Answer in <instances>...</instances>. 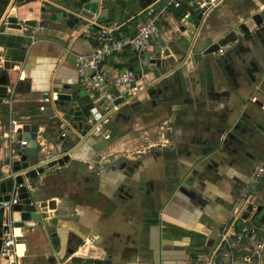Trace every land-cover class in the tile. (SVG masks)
Masks as SVG:
<instances>
[{
  "label": "crops",
  "instance_id": "0c3cea01",
  "mask_svg": "<svg viewBox=\"0 0 264 264\" xmlns=\"http://www.w3.org/2000/svg\"><path fill=\"white\" fill-rule=\"evenodd\" d=\"M15 1L18 4H28L24 7L25 19L39 16L40 10L45 8L43 22L40 19L43 28L29 32L9 31L7 35L1 36L0 75L7 73L9 84L16 83L18 85L15 110L21 121L27 124L29 128L33 124H38L40 125V132H43L54 115L55 102L51 100L50 103L45 104V93H49L51 97V94H58L60 88H64L69 93L80 94V96L87 98L80 81L75 57L67 54V49L71 48L75 53L90 54L94 49V42L89 35H81L78 39L73 38L75 33L88 25V20L81 18L80 22L77 20L80 16L79 8L81 6L78 7V11H72L68 9V0H12V2ZM47 1L51 4L49 10L43 4ZM73 1H76V4L79 3V0ZM168 1L104 0L101 10H106L105 17L107 18H95L92 21L98 23L119 22L124 25L123 34L132 35L136 32L138 24L149 21L166 6ZM251 6H255L252 8L253 11L257 9L261 12L264 10V0H225L204 21L202 20L199 30L192 27L199 13H195L189 19L190 25L185 30V26L181 25V19L176 16L178 9L171 8L161 16L158 22L160 38L156 43L150 45L145 52L151 50L155 45H161L163 50L166 48L173 49L175 43L182 39V56H190L191 58L204 43L212 45L223 40L225 34L230 28L235 27L238 20L243 21L244 17L239 12L243 11V8L248 10ZM67 21L71 23L66 24ZM44 22L48 23L49 26ZM247 24L252 25L251 21H247ZM91 29L92 32H96L98 27L93 26ZM198 33L201 40L197 51H193ZM237 46L235 43L223 46L224 52L220 51L217 55V61L212 65L218 82L216 89L211 88L205 93L203 109L207 115H213L225 106L220 94L226 92L229 85L237 86L234 85V55L230 52L225 53L227 50L237 48ZM237 53H239L238 50ZM139 54L126 50L109 58L104 67L114 75L116 70L130 69V66H133L139 78L142 77L148 86V81L156 78L157 72L141 70L136 63L131 64V61ZM6 68L8 71L4 70ZM198 68L201 69L189 60L182 71L173 74V76L178 75L177 80L182 82L187 95L191 94L192 96L196 93L194 78ZM237 79L240 91L247 93L248 89L244 82L239 78ZM145 97L146 95L142 93L133 100V103H141L140 101ZM42 107L45 108L44 111L41 110ZM130 114L132 113H125L128 117ZM120 116L121 114L117 113L107 126L110 130L109 139L97 134L82 137V133L67 125L68 127L64 132H67L68 137L62 140L60 136L57 138L56 129H51L50 141L58 142L61 140L64 142V153L69 154L70 162L61 169L63 173L60 177H49L44 180L42 186L40 184L42 200L50 204L47 207V214L54 220L50 225L51 231L24 230L20 226L14 227L19 264H45L47 258L53 255H62L69 248L68 242L72 240V243L75 244L81 234L87 233L98 238L106 231V220L102 217L100 208L94 203L99 199L98 188L103 183L101 170L107 163L106 158L112 155L120 159L121 155L138 146V141L143 140L141 136L153 144L157 143L160 136L156 123L128 126L125 125L126 121L124 122ZM190 120L180 119L176 123L177 125L169 131L167 139L175 146L184 147L196 129L199 128L200 121L198 123V121L192 122ZM8 126L9 119L6 107L4 104H0V168H4L7 157L13 149L9 142L2 138ZM126 130L129 131L126 132ZM119 132L122 134L120 133L119 139H115ZM180 160L184 161L183 159ZM119 177L122 178L123 175L119 174ZM259 205H264V201L260 202ZM221 215H223V209L218 203L212 208L210 212L211 222L208 223L178 220L169 215H163L165 220L162 230L171 226L180 233L172 232L170 234L174 236H166L162 241L163 243L158 244L157 249L160 248L162 252V264H187L184 260L188 250L202 249L207 251L217 238L222 223L228 217L218 219ZM126 228L128 229L125 234H128L130 227L126 226ZM54 235H56L55 238H53ZM91 242L90 240V243L82 247L76 254L85 257L89 247L92 246ZM104 248L106 249L104 244L97 242L94 257L108 255ZM113 257L116 259V264H151L150 259H146L147 257L143 255H140L137 261H126L122 257ZM70 258L68 257L67 260ZM154 261L155 263L159 262L158 256L154 258Z\"/></svg>",
  "mask_w": 264,
  "mask_h": 264
},
{
  "label": "water",
  "instance_id": "95a60500",
  "mask_svg": "<svg viewBox=\"0 0 264 264\" xmlns=\"http://www.w3.org/2000/svg\"><path fill=\"white\" fill-rule=\"evenodd\" d=\"M79 4L81 6L79 8V11H81L80 16L77 19L79 22L81 19L107 18L105 17L106 10H101L97 1L79 0ZM27 5L18 4L16 1L12 2V0H0V38L7 35L9 31L29 32L30 30L43 28L40 22L42 18L40 14L34 18L25 19L23 12L25 11L24 7ZM242 16L244 17L243 21L238 20L235 27L230 28L225 34L223 40L212 45L204 43L200 50L191 58L190 56H182V39H180L175 43L173 49L166 48L163 50L161 45H155L151 50L140 53L131 61V64L136 63L141 70L157 72L156 78L149 81L144 95L149 99L161 98L165 106L172 107L170 94L177 87L176 83L172 81L173 74L177 71H182L189 60L201 68L197 74L196 84L197 88L200 89L197 97L201 105L206 91L217 87L218 81L213 73L212 65L217 61L216 57L222 47L231 43H240L249 57L233 68L234 85L237 86L229 85V89L221 93L227 102L225 115L218 120H209L211 123L216 124V134L214 133L213 137L205 138L203 136L199 140L194 139L191 143L189 142L188 149L191 151L190 153L198 154L199 158L194 160L185 174H182L179 171V166L176 165L173 157L170 156L166 170L169 197L162 207V211L165 214L166 209L178 199L181 190L184 188L192 189L196 185V169H200L201 166L206 168L204 164L206 161L209 162L211 157L222 160L220 155L223 152H227L224 146L225 142H223L222 137L220 138L217 132L218 127L222 126L224 128V134L237 131V125L249 127L247 122L251 121H247V115L253 110H262L264 106V10L261 12L259 10H251L247 15ZM202 20L203 15L199 13L192 27L195 30H199ZM247 21H251L252 25H248ZM184 29L187 30V26ZM130 69L135 70L133 66H130ZM4 70L8 71V68ZM237 78L246 85L248 89L247 93H245L246 95L240 91ZM155 80L158 81L155 82ZM9 83L8 74H1L0 104H3ZM135 105L132 102L126 108H122L118 114ZM53 113V117L47 123L43 132H40V125L33 124L30 131L23 132L19 130L14 136L15 142L12 145L14 153L11 159H13L12 172L16 174V177L7 173L3 167L0 168V251L2 234L10 229V224L13 227L20 226L24 230L51 231L50 225H52L54 220L47 214L46 210L50 204L42 200L40 184L42 186L44 180L49 177H60L63 173L61 169L70 162L69 154L64 153L65 149L58 150L56 148L57 142L50 141L51 129H56L58 138L67 129V125H70L74 130L82 133V137H88L91 129L89 118L96 113V109L92 107L91 100L88 97L69 93L66 89L60 88L57 100L54 102ZM182 116L186 119L198 121V123L199 121L200 123H205L208 117L196 109L185 111ZM22 142H26V144L22 145ZM29 183L31 185L30 188ZM138 188L136 187V189ZM15 190L18 193L17 204L9 207L4 206L5 202H9L12 199ZM94 203L99 208V199L94 201ZM252 212L253 206L250 205L243 213V219L249 218ZM262 213H264V205L257 206L251 220L264 225V216L260 217ZM125 231L118 234L116 236L118 238H114L112 234L103 235V237L99 236L98 238H94V235H88L87 233L81 234L75 244L72 243V240L68 242L69 248L62 255L58 254L47 258L45 264H116V259L113 256L122 257L126 261H137L141 253L137 249L134 251L132 246L133 237L125 234ZM146 236L148 237V235ZM166 236L174 235L160 231V245ZM55 237L56 235L53 236V238ZM90 240L92 241V246L86 252L87 255L85 257L78 256L76 253L85 246L87 241L90 243ZM97 242L105 245L106 249H104L108 255L94 257ZM203 251L202 249L192 250L194 255ZM157 256L159 262L155 264H162L160 248L155 250L154 258ZM68 257H71L70 260H67ZM195 258L196 256L192 257L191 260L193 261Z\"/></svg>",
  "mask_w": 264,
  "mask_h": 264
},
{
  "label": "flooded vegetation",
  "instance_id": "af4514ba",
  "mask_svg": "<svg viewBox=\"0 0 264 264\" xmlns=\"http://www.w3.org/2000/svg\"><path fill=\"white\" fill-rule=\"evenodd\" d=\"M252 8L255 6H251L248 10L243 8V11L239 13L247 15ZM45 11L46 9L43 8L39 13L42 22ZM44 23L49 26L48 23ZM70 23L66 22V24ZM235 44L238 45L237 48L225 52L226 54L233 53V68L249 58L243 45ZM237 50L239 53L236 54ZM221 51L224 52L223 49ZM199 71L198 68L196 78H194L196 84ZM177 78L178 75H174L172 78L177 86L170 94L172 107L165 106L161 98L149 99L145 97L140 101L141 103H136L134 107L121 113L120 118H123L124 122L126 121L125 125L128 126L156 123L160 136L157 143L154 144L144 140L147 138L141 136L143 140L138 141V146L121 155L120 159L112 155L106 158L107 163L101 170L103 183L98 188L99 208L102 217L106 220L105 229H108L101 237L112 234L114 238H118L116 237L118 234L124 232L125 229L127 231L126 226L130 227L128 234L133 237L134 251L135 249L139 250L141 255L150 259L151 264H155L154 256L159 244L160 231L180 233L171 226L162 230L165 220L163 215H169L178 220L208 223L211 222L210 212L218 203L223 209V215L218 219H225L247 189L256 167L264 162V113L262 110L256 109L247 115V121H251L247 122L249 127L237 125V131L226 134H224L222 126L218 127L217 132L225 142L224 146L227 152L220 155L222 160L211 157L209 162L206 161L204 164L206 168L201 166L200 169H196V185L192 189L181 190L178 199L166 209L165 214L162 207L169 197L166 170L170 158L173 157L176 165L179 166V171L185 174L194 160L199 158L198 154L190 153L189 144L192 140H199L203 136L205 138L213 137V134H216V124L209 120L214 121L223 117L227 109L226 98L220 94L225 106L217 113L207 115L203 109L204 98L201 105L199 104L197 95L200 93V89L197 88V85L195 95L191 96L190 93L187 95L182 82H179ZM244 95L246 94L244 93ZM192 109L206 114L207 121L198 124L199 128L184 147L175 146L167 139L169 131L183 118V112ZM126 112L132 114L128 117L125 115ZM119 174H122L123 177H119ZM190 214L192 215L190 216ZM263 216L264 213L260 215L261 218ZM194 256L196 255L188 250L184 261L187 264H192L191 258Z\"/></svg>",
  "mask_w": 264,
  "mask_h": 264
},
{
  "label": "built area",
  "instance_id": "2783aa9c",
  "mask_svg": "<svg viewBox=\"0 0 264 264\" xmlns=\"http://www.w3.org/2000/svg\"><path fill=\"white\" fill-rule=\"evenodd\" d=\"M97 1L100 8L104 0ZM225 0H169L157 14L149 21L141 22L136 26V32L132 35L123 34L124 25L119 22L98 23L88 20V25L75 33L74 39L81 35H89L93 39L94 49L90 54L75 53L71 48L67 54L75 57L81 84L85 89L87 97L91 100L92 107L96 113L90 116V134H97L105 139L110 138L108 124L122 108L129 106L133 100L147 89L143 78L138 76L136 71L129 68L116 70L113 75L105 69V62L126 50L137 54L145 52L150 45L156 43L160 38L158 22L162 15L169 9H185L186 15L181 19V25H190V18L196 13H202L203 21L211 11L216 9ZM97 26L98 30L92 32V27ZM199 33L196 35L198 37ZM158 80H155L157 82ZM153 82V81H152ZM149 84V81H148ZM45 93L44 103L48 104L57 100L58 94ZM18 98V85L16 83L7 86V93L3 99L6 107L9 126L3 133L10 146L14 144V136L19 130L30 131L18 116L15 105ZM45 110L44 107L41 108ZM264 113V106L262 107ZM60 137L65 140L67 132ZM25 145L26 142H22ZM57 149H64V142H57ZM14 151L4 165V170L16 177L12 172V160ZM24 173V172H23ZM29 183V188H30ZM264 201V162L260 163L252 176V179L239 201L233 206L227 219L222 223L219 234L207 251L196 254L193 264H264V225L251 220L256 212L257 206ZM18 202V193L15 190L12 199L5 202L4 206L9 207ZM252 205L253 212L247 219H243V213ZM48 213V210H47ZM49 215V214H48ZM14 227L2 234V246L0 251V264H19V256L16 250L17 238L13 232ZM89 241L85 243L88 244ZM83 246V247H85Z\"/></svg>",
  "mask_w": 264,
  "mask_h": 264
},
{
  "label": "rangeland",
  "instance_id": "374dc122",
  "mask_svg": "<svg viewBox=\"0 0 264 264\" xmlns=\"http://www.w3.org/2000/svg\"><path fill=\"white\" fill-rule=\"evenodd\" d=\"M68 9L69 10H72V11H78V4H76V1H73V0H68ZM43 4H45V6H46V8L49 10V8H50V6H51V4L47 1V2H44ZM41 8V7H40ZM51 9V8H50ZM66 9V8H65ZM65 9H63V10H65ZM60 12H62V11H60ZM65 13H66V11H65ZM82 23V22H81ZM200 40H201V36H199L198 38H197V40L195 41V45H194V48H193V51H197V49H198V47H199V42H200ZM129 130H126V132H128ZM126 132H123L124 134L126 133ZM121 132H119V135L117 136V138H115V139H119L118 137L122 134H120ZM262 202V201H261Z\"/></svg>",
  "mask_w": 264,
  "mask_h": 264
},
{
  "label": "trees",
  "instance_id": "16d2710c",
  "mask_svg": "<svg viewBox=\"0 0 264 264\" xmlns=\"http://www.w3.org/2000/svg\"><path fill=\"white\" fill-rule=\"evenodd\" d=\"M79 6H80V4L78 3V7ZM185 15H186L185 9L177 10L176 16L178 17V19H182L183 17H185Z\"/></svg>",
  "mask_w": 264,
  "mask_h": 264
},
{
  "label": "bare ground",
  "instance_id": "6f19581e",
  "mask_svg": "<svg viewBox=\"0 0 264 264\" xmlns=\"http://www.w3.org/2000/svg\"><path fill=\"white\" fill-rule=\"evenodd\" d=\"M18 250H19V247H18ZM20 254V253H19Z\"/></svg>",
  "mask_w": 264,
  "mask_h": 264
}]
</instances>
